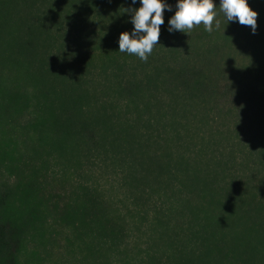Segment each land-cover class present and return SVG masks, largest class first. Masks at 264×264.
Instances as JSON below:
<instances>
[{
  "label": "trees",
  "instance_id": "1",
  "mask_svg": "<svg viewBox=\"0 0 264 264\" xmlns=\"http://www.w3.org/2000/svg\"><path fill=\"white\" fill-rule=\"evenodd\" d=\"M166 2L142 61L117 44L139 0H0V264L42 231L40 181L53 169L75 186V203L56 213L64 223L104 230L122 217L116 203L164 218L181 200L196 264H264V63L252 48L231 66L243 40L264 48V2L247 0L256 36L230 22L169 33ZM222 99L231 128L217 121ZM93 168L111 172L110 189ZM118 188L124 199L111 196Z\"/></svg>",
  "mask_w": 264,
  "mask_h": 264
},
{
  "label": "rangeland",
  "instance_id": "2",
  "mask_svg": "<svg viewBox=\"0 0 264 264\" xmlns=\"http://www.w3.org/2000/svg\"><path fill=\"white\" fill-rule=\"evenodd\" d=\"M264 2V0H263ZM217 6V17L220 19L219 27L225 23L223 14L219 11V0H213ZM174 11L170 13V17ZM235 21L230 22V27L239 26ZM243 29V28H241ZM244 30V29H243ZM230 33L234 32L233 28ZM258 35V29L255 34ZM239 42V41H238ZM241 46L234 47L232 57L234 65L249 54L252 48L257 51V56L264 63V48L255 44L248 47L247 42H241ZM232 75H237L231 72ZM239 75V74H238ZM223 79V75L220 76ZM245 79L247 77L244 75ZM248 80V79H247ZM222 106L221 121L225 126L232 127V116L229 114L231 104L222 99L219 100ZM239 109V108H238ZM233 110V109H232ZM15 161L9 162L15 173H19L18 158L14 155ZM27 158V157H25ZM27 160V159H26ZM24 160V161H26ZM55 173H45L40 181L43 186L45 205L48 207L45 223L42 231L36 232L35 236L30 233L25 241L22 251L15 256L14 262L9 264H196L197 259L190 256L191 251L201 253L200 240L191 237L190 233L194 228L189 229L188 211L184 207L178 208L182 201H170L171 210L163 217L157 216L155 207H138L129 200H124V204L116 203L122 217L117 221L116 226H110L104 230L93 226H79V224L64 223L58 214L75 202L73 201L75 186L66 184L58 178L57 169ZM5 181L9 179L2 171ZM92 178H99L103 187L110 189L106 183L109 179L114 180L113 175L107 169H89ZM57 176V177H54ZM58 178V180H57ZM11 181L13 177L10 178ZM9 179V180H10ZM73 179H75L73 177ZM91 179V178H90ZM77 180V179H75ZM93 180V179H91ZM13 183V182H12ZM106 189V190H108ZM118 191L110 193L118 199H124L125 192L118 188ZM52 196V199H51ZM113 197V196H112ZM187 196H180L184 200ZM163 202H159L161 204ZM184 204V203H183ZM168 205V204H166ZM167 207L161 208L165 210ZM60 210V211H59ZM179 213H182L181 216ZM88 223V222H87ZM112 230V231H111ZM186 230V231H182Z\"/></svg>",
  "mask_w": 264,
  "mask_h": 264
},
{
  "label": "clouds",
  "instance_id": "3",
  "mask_svg": "<svg viewBox=\"0 0 264 264\" xmlns=\"http://www.w3.org/2000/svg\"><path fill=\"white\" fill-rule=\"evenodd\" d=\"M131 3L136 4L137 0H131ZM139 5L127 10L132 13L130 23L133 27L130 32L119 34L117 44L119 52L134 54L146 61L158 45L163 14L172 11V6L166 0H139ZM218 8L226 24L235 21L250 26V31L255 34L257 13L249 8L247 0H219ZM220 22L213 0H175V11L167 21L166 30L187 34L194 26L203 24L204 30L211 32L214 27H219Z\"/></svg>",
  "mask_w": 264,
  "mask_h": 264
}]
</instances>
